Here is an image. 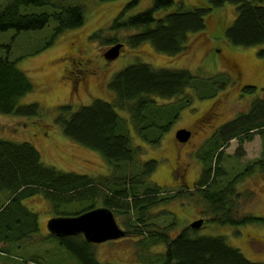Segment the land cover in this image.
<instances>
[{
  "label": "trees",
  "instance_id": "obj_1",
  "mask_svg": "<svg viewBox=\"0 0 264 264\" xmlns=\"http://www.w3.org/2000/svg\"><path fill=\"white\" fill-rule=\"evenodd\" d=\"M108 2L113 0H99ZM131 0L112 19L111 29L139 30L128 37V43L138 46L144 41L162 54L173 56L187 47L188 36L205 29V17L214 8L230 3L236 7V17L225 30V39L234 46L250 47L264 43V5L252 0H207L205 7L189 11H173L155 18L157 10L171 6V0H154L153 5L143 12L123 20L127 11L137 4ZM31 7H49L48 11H29ZM56 22L54 35L67 29L77 28L84 22L83 6L75 0H0V31H33L44 28L49 20ZM97 33L92 35L96 37ZM106 43H117L105 39ZM231 75L225 72L213 74L205 79H196L187 69H154L147 63L126 66L117 72L108 83L113 92V103L95 99L88 105L70 112L69 104L59 106L60 113L54 122L60 125L63 134L82 147L99 154L110 166L112 175L96 181L87 174L62 172L45 166L40 153L28 141L16 143L0 139V192L9 198L0 207V243L19 244L24 238L39 230L37 214L25 207L21 201L32 196L48 200L55 216H76L94 206L98 197L115 214L134 212L135 221H126V235H138L136 246L147 249L164 245L161 252L152 253L148 263L159 264H264L248 260L242 252L225 241L223 236L197 235L189 225L174 236L168 232L175 226L174 219L162 229L150 228L148 210L189 194L180 190L159 197L162 187L149 182L156 168L155 160L139 163L140 146H134L126 131V122L115 107L128 113L135 135L148 145L158 146L169 130L171 121H166L160 112L157 99L179 98L184 107L190 105L187 91L191 88L199 99L211 98L217 91L231 83ZM34 85L26 72L14 61L0 57V114L32 117L39 116L37 102L19 105V99L32 91ZM244 94H253L255 87L245 85ZM209 138L210 145L199 154L202 163L199 178L194 183L203 212L208 218L204 222L230 225H246L264 222V218L250 213L238 214L239 196L237 184L257 171L264 172V99L256 98L246 113H241L219 128ZM258 134L263 141L261 157L244 165L240 172L229 174L222 165L225 143L237 139V151L242 144ZM133 167L134 170L128 169ZM127 169V170H126ZM227 176H229L227 178ZM150 183V184H147ZM91 199V205L72 214L63 215L61 204L75 200ZM167 214V213H166ZM60 246L69 251L81 264L100 263L94 254V243L86 241L82 234L56 237ZM143 253H136V260ZM145 259V260H144ZM142 258L140 262H145Z\"/></svg>",
  "mask_w": 264,
  "mask_h": 264
},
{
  "label": "rangeland",
  "instance_id": "obj_2",
  "mask_svg": "<svg viewBox=\"0 0 264 264\" xmlns=\"http://www.w3.org/2000/svg\"><path fill=\"white\" fill-rule=\"evenodd\" d=\"M130 1L75 0L83 6V24L57 35H54L56 22L53 19L39 30L19 33L14 30L0 31V57L14 61L34 85L32 91L19 99V105L37 102L40 107L39 116L0 114V139L16 143L31 142L45 166L62 172L87 174L100 181L112 175L110 166L99 154L63 134L60 125L54 122L60 113L59 106L69 104L70 114L95 99L113 103L114 94L108 89V83L121 69L136 63H147L154 69L184 68L199 80L220 72L230 74L231 83L211 98L199 99L191 88L186 90L191 98L190 105L186 107L180 102V97L158 98L160 112L165 119L169 118L166 121L172 122L158 146L140 140L133 131L128 113L115 107L117 114L126 122V131L133 145L142 148L139 163L156 161V168L148 180L162 187L159 197L180 190L189 192L182 199L161 203L148 210L151 229H162L174 219L175 226L168 231L174 236L192 221L208 218V214L202 211L203 204L194 183L202 168L199 154L210 145L209 138L216 132L217 138L221 126L242 112L246 113L254 99H264V43L243 47L226 41L225 30L232 24L237 12L234 5L225 3L209 12L205 17V29L190 34L187 47L180 54L167 56L159 53L147 41L132 46L128 43V37L139 30H114L110 27L112 19ZM171 1V6L157 10L154 17L208 5L207 0ZM252 1L264 5V0ZM153 2L138 0L123 20L145 11ZM28 10L52 11L49 7H31ZM95 33L97 36L92 37ZM108 38L123 44L118 57L112 61L103 57L104 52L113 45L104 42ZM245 85L254 86L255 92L244 94L241 90ZM179 129L190 132V137L184 143H179L175 138ZM237 147V139L225 143L222 165L229 170V174L240 172L244 165L261 157L263 141L260 135L255 134L251 141L243 142L242 152L237 151ZM175 162H178L177 167ZM128 169L134 170L133 167ZM237 191L240 193L238 214L250 213L264 218V172L257 171L244 178L237 184ZM8 198L7 192H0V207ZM100 199L97 198L94 206L103 205ZM21 203L37 214L39 230L24 238L22 246L17 248L0 243V264H81L56 239L48 236L47 221L55 216L50 202L41 196H32ZM88 205H91L90 198L65 202L60 205L59 211L63 215L72 214ZM135 216L133 211L121 215L114 213L118 226L125 231L124 223L129 220L134 222ZM196 233L201 236H223L227 244L238 248L248 260L264 262V222L230 225L203 221ZM138 239V235L132 234L94 244L95 258L105 264H152L148 263L152 253L161 252L164 245L143 249L136 246ZM140 251L146 258L144 263L140 262L143 257L136 260V253Z\"/></svg>",
  "mask_w": 264,
  "mask_h": 264
},
{
  "label": "water",
  "instance_id": "obj_3",
  "mask_svg": "<svg viewBox=\"0 0 264 264\" xmlns=\"http://www.w3.org/2000/svg\"><path fill=\"white\" fill-rule=\"evenodd\" d=\"M122 48L121 43L110 46L103 54V57L112 61L116 59ZM190 137L186 129H179L175 138L184 143ZM203 219L192 221L189 226L198 228L202 225ZM47 228L50 234L56 237L74 236L82 234L86 241L97 244L107 240H116L126 236L125 230L121 229L112 213L105 207H99L76 216H57L47 221Z\"/></svg>",
  "mask_w": 264,
  "mask_h": 264
},
{
  "label": "crops",
  "instance_id": "obj_4",
  "mask_svg": "<svg viewBox=\"0 0 264 264\" xmlns=\"http://www.w3.org/2000/svg\"><path fill=\"white\" fill-rule=\"evenodd\" d=\"M22 246V243H19V244H12V245H8V246H15V248H17V247H20V246Z\"/></svg>",
  "mask_w": 264,
  "mask_h": 264
},
{
  "label": "flooded vegetation",
  "instance_id": "obj_5",
  "mask_svg": "<svg viewBox=\"0 0 264 264\" xmlns=\"http://www.w3.org/2000/svg\"><path fill=\"white\" fill-rule=\"evenodd\" d=\"M79 63V62H78ZM75 64V62H74ZM232 66V65H231ZM235 68V65L233 66ZM176 167L178 166V162H175Z\"/></svg>",
  "mask_w": 264,
  "mask_h": 264
}]
</instances>
